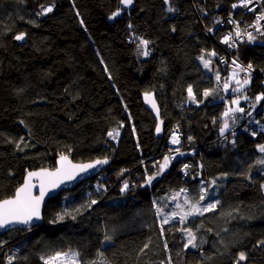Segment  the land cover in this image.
Here are the masks:
<instances>
[{"label":"trees","instance_id":"1","mask_svg":"<svg viewBox=\"0 0 264 264\" xmlns=\"http://www.w3.org/2000/svg\"><path fill=\"white\" fill-rule=\"evenodd\" d=\"M233 1L134 0L111 19L120 0H0V198L14 194L28 170L53 167L63 153L78 161L112 160L101 176L51 197L44 225L1 233L0 264H9V257L11 264H45L44 256L67 249L78 250L81 264H236L240 252L247 257L240 264H264L259 243L264 241V166L257 163L264 128L241 112L233 119L223 116L216 78L213 94L203 95L210 80L201 56L221 71L217 55L224 28L213 11L223 4L225 13ZM46 5L53 11L39 15ZM22 32L26 41L15 42ZM138 38L150 42L148 56L135 54ZM261 41L255 47L242 43L234 53L264 68ZM118 47L138 74L136 90L154 93L164 120V134L158 136L153 112L142 106L146 133L133 137L120 154L108 133L121 122L106 106L109 90L120 83ZM190 85L199 104L189 99ZM252 95L240 103L250 105ZM255 116L264 122V102ZM226 119L229 128L221 133ZM174 127L184 155L146 185ZM218 166L227 175L214 195L216 208L184 223L162 224L156 199L180 189L199 199ZM125 181L129 188L122 193ZM65 213L71 215L57 219ZM184 228L194 232L197 247H185ZM105 235L112 239L105 241Z\"/></svg>","mask_w":264,"mask_h":264},{"label":"snow or ice","instance_id":"2","mask_svg":"<svg viewBox=\"0 0 264 264\" xmlns=\"http://www.w3.org/2000/svg\"><path fill=\"white\" fill-rule=\"evenodd\" d=\"M120 3L124 5L125 7H127L133 3V0H120ZM252 3H253V0H239V3L238 4L234 3L232 7L236 8L238 6H243L247 8ZM52 11H53L52 7L42 6V11L38 14L43 15V14H46ZM121 11L122 9L118 8L117 11L114 12L112 14V17L110 18H115L116 16L120 15ZM169 11H174V9L169 8ZM257 19L264 20V14H261L260 16H258ZM230 22H233V21H230ZM129 27H131V25H129ZM209 31H211V29H209ZM257 31H260V29L257 28ZM233 35L235 37L241 36V32L238 26H237V30L235 31V33H229L228 35L224 37V42L228 43L229 40L232 39ZM245 35H247L249 41H252L255 39V37L252 36L251 32H246ZM24 37H25V33H20L15 36V39L23 40ZM138 39H139V43L137 44L138 53L142 56H148L150 52L147 46L150 42L142 38H138ZM235 43L236 41L232 40V43L229 46L234 47ZM209 55L215 56L216 53L211 52L209 53ZM200 59L204 60L203 56ZM209 64H210L209 60H204L205 68H208ZM233 64L235 65V68L233 70V78L238 76L240 72H248L252 68L251 64H249L247 68H244L240 64H238L235 60H233ZM216 79L217 81L220 80L219 74H217ZM236 83L237 85H239V87L237 89H233L232 91L242 90L246 85L249 84V80L248 79H243L242 81L236 80ZM224 90L225 91L229 90V85L227 83L224 84ZM213 92L214 90H205L203 95L205 97H208L212 95ZM188 94H189V99H192V100L196 99L191 85L188 87ZM145 98L153 104V107H155L154 101L151 100L150 93H146ZM243 99L247 100L248 97L245 96L243 97ZM255 99L257 102L261 101L262 99H264V93L256 96ZM231 103L233 105L238 106L240 104V100L234 99L231 101ZM243 111L244 109L240 107H235V108L229 107L225 110V112L223 113V116L225 117H229L230 115L234 116V113L243 112ZM251 114H252L251 112L248 113L249 116H251ZM233 122L235 121L233 120ZM228 128H229V124L226 119L221 128V133H223ZM159 131H160V127L157 126V132ZM108 135L113 137V139H115L119 135V130L116 129L113 132H109ZM252 135L255 136L256 133L253 132ZM171 142L173 144H179L180 142L179 138L175 135V133H173V138ZM258 147H259L260 152L264 153V145H259ZM175 151L176 153L183 155V153H180L179 148L175 149ZM61 160L65 161L67 160V157L62 156ZM170 162H171V158L169 156H165L163 158V162L158 165L159 171L153 175L147 176L145 180V184L150 185L152 181L156 178V176L160 175L169 166ZM107 163H108V159L104 158V159H97L94 162L88 163V164L72 165L70 170L62 167V168H58L55 172H49L45 169H41L39 172H32V171L28 172L27 176L25 177L24 183L16 189L14 196L9 199L0 200V229L6 228L10 225H15V224L30 225L34 219L35 220L41 219L40 204L43 201L44 196L49 189H55L59 187V185L62 184L65 180H69V181L74 180L76 179L79 173L87 172L89 169H93L97 165H103ZM257 163L260 165H264V159L258 160ZM188 167L189 165H184L185 170ZM185 175H187L186 171H185ZM224 175H227V174H224ZM34 177L38 178L39 183H40V194L38 196H34L32 194V189L35 187V185L32 183V178ZM215 183H216L215 180L211 181V184L214 185ZM102 187H103L102 185L99 186L97 191H100ZM128 188H129V184L127 181H125L121 188V192L122 193L125 192L126 190H128ZM187 192H188V189H181L180 192L176 193V195L172 197V199L175 200L176 197L180 195V193H187ZM208 196H209V187L206 186V187L201 188L199 199L195 203H190L189 199L186 197L185 203L189 204V210L183 211V206L180 204H177V208L181 209V211L179 212L174 211L170 215L164 216L162 224H168L171 220H174L177 217H179V221L183 223L190 216L194 217L196 215H203L204 212L215 209L219 201H216V203H208L206 206H201V201H204L205 198ZM96 203H97L96 200L91 201V204H96ZM153 203L155 204V201H153ZM90 206L91 205H89V207ZM162 211L163 209L158 208L157 214H160ZM65 215H71V214L65 213V214L59 215L57 219L63 220L65 218ZM72 218L75 219L74 216ZM55 222L56 221H53V223ZM181 231L185 232L188 237L187 243L185 244L186 248L188 246H191L193 248L198 246L195 242L196 236L191 229L184 228V229H181ZM161 232L163 233V227H161ZM111 239L112 237L108 235H105L104 237L105 241H110ZM259 243L264 245V241H260ZM147 246L148 245H145V248ZM100 255L102 256L103 254L100 253ZM78 256H79V253H76V252H72L71 254L56 253L55 256L49 257L48 260H46L45 264H54V262L57 260H61V264H77L76 258ZM62 257L63 259H61ZM246 258H247L246 254L244 252H240L236 264H240V262L246 260ZM13 259L14 257H9V264H11V261ZM93 264H96V262H93Z\"/></svg>","mask_w":264,"mask_h":264},{"label":"rangeland","instance_id":"3","mask_svg":"<svg viewBox=\"0 0 264 264\" xmlns=\"http://www.w3.org/2000/svg\"><path fill=\"white\" fill-rule=\"evenodd\" d=\"M133 3H134V0H133ZM133 3L127 7H125L124 5L121 4V6L119 8L122 9V11L120 12V15H118V16H122L124 13V10L126 8L132 7ZM45 7H52L53 8L52 5L51 6L46 5ZM116 11H117V9L114 12H116ZM112 14H111V17H112ZM118 16H116V17H118ZM214 16L216 17L217 15H213V18H214ZM111 19H114V18H111ZM217 22H218V20H217ZM215 29H216V25L211 27L212 31H214ZM263 38H264V36H263ZM129 41H131V38ZM260 42L263 43L259 39L257 43H260ZM240 44H242V43H240ZM135 54L138 56H142L138 53V51H136ZM117 55L119 58L122 59V65H121L120 69L116 72V74H118L120 77V83L118 85H113V87L109 90L108 98L106 100V106L111 107L117 111L118 118L121 122L120 127L115 128L111 131V132H113L116 129L119 130V135L115 138V140H117V143H118L117 152H118V154H120V153H123L127 150V144L133 137H136L139 134H144V133H146V131H145V128L140 121V112H141V108L143 106V102H142L141 93L136 90V87L138 85V74L135 72L134 67L132 65H129V63L126 59V54L123 52L122 47L117 49ZM204 57L205 56H203V58ZM204 60L210 61L209 67L205 68V66H204V69L207 72L208 78L210 80V85L208 86V88L206 90H211L214 86V79L216 78V76L218 74V68H217V66L213 65V63L210 59L204 58ZM204 60L201 59V61L203 62V65H204ZM111 77H113V75H111ZM195 97H196L195 100H192V99H190V100L194 101V103L199 104L200 100L197 99L198 96L195 95ZM252 118H253V120H251V121L254 125H257L260 129L264 128V122L261 121L259 118H256L255 113L251 116V119ZM175 130H178V129L176 127H174L168 135V139H167L168 149L162 155L159 163L163 162V158L165 156H169L171 158V162H172V161L176 160L178 157H181L184 155V153L181 151L182 137H181L180 145H176V146L171 145V143H172L171 141L173 138L172 133H174ZM179 133H180V131H179ZM259 145H264V143L259 144ZM177 148H179L180 153H183V155L176 153L175 149H177ZM258 149H259V147H258ZM261 159H264V153H262V152H261ZM171 162H170V164H171ZM158 171H159V168L157 167L156 172H158ZM185 171L187 173L190 172L188 168L186 170L183 168V173H185ZM199 171L200 172L197 174V177H201V175H202L201 170H199ZM100 173L98 175H100ZM211 173H212V175L209 178V182L205 186L202 185V188L206 187V186L209 187V196L206 197L204 201H201V206H206L208 203L213 202L214 195L216 194L219 187L221 186V180L225 176L224 175L225 169L223 166L214 167L212 169ZM213 180L216 181V183L214 185L211 184V181H213ZM203 181H205V179H203ZM99 186H101V185H99ZM180 190H177V191L172 192V193L162 194L158 199H156L157 208L163 209V211L159 214L161 221H163L164 216L170 215L174 211H176V212L181 211V209L177 208V204H180L183 206V211L189 210V204L185 203V198L186 197L188 198L187 193H180V195L177 196L175 200L172 199V197L175 196L176 193L180 192ZM197 200L198 199H196V200L189 199L190 203H195ZM197 216L198 215H196L194 217L190 216V217H188L187 220H189L190 218H195ZM171 221H179V217H177L176 219L171 220ZM186 221H184V222H186ZM72 252L78 253V250L77 249H67L64 251L56 252V253H62V254L63 253H69V254H71ZM56 253L44 256L43 260L46 262V260H48L49 257L55 256ZM61 259H63V257ZM76 261H77V264H81L80 260H79V256L76 258ZM54 264H61V260L55 261Z\"/></svg>","mask_w":264,"mask_h":264},{"label":"built area","instance_id":"4","mask_svg":"<svg viewBox=\"0 0 264 264\" xmlns=\"http://www.w3.org/2000/svg\"><path fill=\"white\" fill-rule=\"evenodd\" d=\"M234 3H239V0H235L230 3L229 8L225 11V13H221V9L224 8L223 4H220L216 7L217 11H213L214 21L217 22L220 27L224 28L223 35L219 38V43L222 46V51L219 53L218 61L220 64V80L217 81L216 79V85L219 86L223 90L222 95V101L224 102L223 105V112L229 107L235 108L240 107L243 108L244 111L241 112L245 118H249L248 115L249 112H251V116L259 109L261 104H263L264 99L257 102L255 97L258 95H261L264 93V68H256L252 65V68L248 72H240L238 76L233 78V70L235 68V65L233 64V60H235L238 64H240L242 67L247 68L249 63L243 61L240 59L235 53V49L238 47L240 43H247L251 47L258 46L259 43L258 40L264 39V20H258V16L261 14H264V0H253V3L250 4L247 8L243 6H238L236 8H233L232 5ZM201 7V5H200ZM251 9V10H250ZM239 13V14H238ZM250 15L252 18L248 19L245 15ZM233 21V22H230ZM237 26L241 32L240 37H235L233 35L232 39L229 40L228 43L224 42V37L228 35L229 33H235L237 30ZM257 28L260 29V31H257ZM246 32H251L252 36L255 37L254 40L249 41L247 35H245ZM130 38H128V41ZM232 40H235V46L230 47L229 45L232 43ZM261 43V42H260ZM248 79L249 84L246 85L242 90L240 91H232L233 89H237L239 85H237L236 80H243ZM227 83L229 85V90H224V84ZM252 95V103L249 105L248 103H240L238 106L233 105L231 103L234 99H242L245 96ZM237 115V112L233 115H230L229 117L231 119L235 118ZM175 135L179 138V141L181 142V134L178 130L174 131ZM173 134V133H172ZM171 141V140H170ZM179 144H173L171 145L176 146Z\"/></svg>","mask_w":264,"mask_h":264},{"label":"water","instance_id":"5","mask_svg":"<svg viewBox=\"0 0 264 264\" xmlns=\"http://www.w3.org/2000/svg\"><path fill=\"white\" fill-rule=\"evenodd\" d=\"M22 33H25V32H22ZM18 34H20V33H18ZM26 39H27V34L25 33V37H24L23 40H16L14 38V41L17 42V43H23V42L26 41ZM146 93H149V92L141 93L143 106L146 109L151 110L153 112L156 120H157L155 129H154L155 134L158 135V136H163V134H164V120L162 119L161 108H160L159 102H158L156 96L154 95V93H150L151 94V100L154 101V103H155V107H153V104L151 102H149V100H147L145 98V94ZM20 123H22V122H20ZM157 126L160 127V131L159 132H157ZM62 156H66L67 160L62 161L61 160ZM104 158L108 159V163L107 164L97 165L95 168L89 169L87 172L79 173L77 175L76 179L70 180V181L69 180H65L62 184L59 185V187H57L55 189H49L46 192V194L44 196V199H43V201L40 204L41 219H39V220H35L34 219L31 222L30 225H23V224L10 225V226H8L6 228L0 229V234L6 232L8 230L14 229V228L30 229V228H32L34 226H37V225H40V226L44 225V222H45L44 221V207H45V204L47 203V201L51 197L58 196L62 191L68 190V189H73V188L77 187L81 182H83L85 180H88L90 178L96 177L104 168H106L107 166H109L111 164L112 160L109 157H100V158H95V159H92V160L78 161V160H74L69 154L63 153V154L57 156L55 166H53V167L44 166V167H39V168L28 170L26 172L25 176H24V180H25V177L27 176V173L30 172V171L39 172L41 169H45V170H47L49 172H55L58 168H62V167L65 168V169H69L70 170L72 165L88 164V163L94 162L97 159H104ZM24 180L18 187H20L24 183ZM32 183L35 185V187L32 189V194L34 196H38L40 194L39 179L36 178V177L32 178ZM14 194H15V192H14ZM14 194H12L10 196H7V197H4V198H0V200L9 199V198L13 197Z\"/></svg>","mask_w":264,"mask_h":264},{"label":"crops","instance_id":"6","mask_svg":"<svg viewBox=\"0 0 264 264\" xmlns=\"http://www.w3.org/2000/svg\"><path fill=\"white\" fill-rule=\"evenodd\" d=\"M120 47H118V49H119Z\"/></svg>","mask_w":264,"mask_h":264}]
</instances>
